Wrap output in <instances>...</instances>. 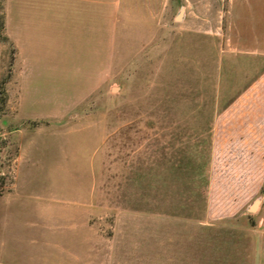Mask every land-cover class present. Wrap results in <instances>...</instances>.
Segmentation results:
<instances>
[{"label":"rangeland","instance_id":"rangeland-1","mask_svg":"<svg viewBox=\"0 0 264 264\" xmlns=\"http://www.w3.org/2000/svg\"><path fill=\"white\" fill-rule=\"evenodd\" d=\"M228 8L102 0L103 70L77 101L91 53L65 38L58 60L57 37L29 31L23 111L64 113L25 123L26 148L13 137L15 10L0 0V264H264V149L231 148L229 130L254 62Z\"/></svg>","mask_w":264,"mask_h":264},{"label":"crops","instance_id":"crops-1","mask_svg":"<svg viewBox=\"0 0 264 264\" xmlns=\"http://www.w3.org/2000/svg\"><path fill=\"white\" fill-rule=\"evenodd\" d=\"M101 4L102 0H13L15 24L10 35L16 50H18L17 56L16 54L14 56V86L19 91V112L13 117L17 124L13 131V137L20 138V143L25 141L26 148H31L36 139L28 140L26 138L23 126L25 123L63 115L64 111L59 110L55 114L43 115L23 111L24 102L26 100L30 102L33 96L30 94L25 97L23 87L27 85L29 79H23L22 68L19 66L21 60L19 59L22 54L30 55L37 49V43H30L26 37L24 39V36L32 30L47 31L50 35L57 37L56 41L59 44L64 42L65 38H72L68 47L70 53L73 52L76 55L85 52L91 53L90 62H95L97 67L87 69V72L84 73L90 81L80 83V87L83 83L87 85V88L80 92L82 95L75 101L82 99L100 81L103 70L100 55L102 53L100 39L103 26ZM228 7V14L231 15L233 21V38H236L239 44L237 54L252 59L255 72L253 80L247 83V87L228 106L229 108L237 106L239 119V125L229 129L230 134H235L233 142H230L232 143L231 148H241L239 143H253L254 149H264V0H228ZM32 16H35L37 21H33ZM78 39H90V41L82 43ZM54 45H57L58 49L52 50V53H56L58 60H62L64 43L61 44L60 49L56 42ZM30 67L32 68V65ZM240 118L252 119V122H249V125L245 121L241 122ZM46 138L47 136L41 137L39 141L46 143Z\"/></svg>","mask_w":264,"mask_h":264},{"label":"water","instance_id":"water-1","mask_svg":"<svg viewBox=\"0 0 264 264\" xmlns=\"http://www.w3.org/2000/svg\"><path fill=\"white\" fill-rule=\"evenodd\" d=\"M185 9L182 8L180 13L177 16V19L179 21H182L184 19ZM260 199L256 200L248 209L250 212H255L257 208L259 207Z\"/></svg>","mask_w":264,"mask_h":264}]
</instances>
